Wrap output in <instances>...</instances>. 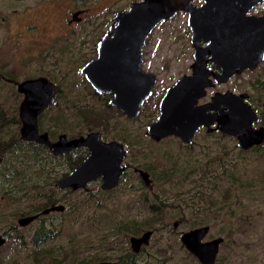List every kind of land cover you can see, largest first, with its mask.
Returning <instances> with one entry per match:
<instances>
[{"label": "rangeland", "instance_id": "1", "mask_svg": "<svg viewBox=\"0 0 264 264\" xmlns=\"http://www.w3.org/2000/svg\"><path fill=\"white\" fill-rule=\"evenodd\" d=\"M130 1L87 0L86 19L100 21L95 27L68 24L71 0H0V145L7 147L0 167V264H203L181 234L204 224L203 239L223 237L213 264H264V143L243 149L236 136L205 126L189 143L145 134L165 88L191 71L187 13L162 20L146 38L143 67L156 73V82L137 116L108 104L110 96L97 93L81 73L107 28L103 9ZM250 12L264 13V1ZM39 75L57 87L54 102L38 116L40 130L52 139L98 130L103 139L122 142L124 169L116 186L103 188L99 179L57 188L73 166V151L55 154L42 143H25L17 82ZM215 89L247 91L257 104L264 99V61L216 83L200 101ZM9 184L14 190L3 195ZM51 198L63 208L43 211ZM146 229L148 242L134 251L130 237Z\"/></svg>", "mask_w": 264, "mask_h": 264}, {"label": "water", "instance_id": "2", "mask_svg": "<svg viewBox=\"0 0 264 264\" xmlns=\"http://www.w3.org/2000/svg\"><path fill=\"white\" fill-rule=\"evenodd\" d=\"M261 1H132L126 9L116 11L114 23L98 42L96 55L88 59L80 71L96 92L110 96L111 105L130 117L137 116L156 82V74L142 65L145 40L162 20L184 11L193 46L191 71L183 73L165 88L159 101V113L146 125L145 132L155 140L177 135L189 142L200 124L216 122L221 131L236 135L241 147L262 142L264 126H253L258 115L246 100L247 92L216 91L209 101L199 103L209 87L246 68L253 69L264 60V14L250 12ZM209 61L218 70L211 68ZM17 89L23 94L19 103L20 135L23 139L42 143L55 154H65L82 146L87 148L82 160L55 182L58 188L85 186L98 177L102 178L103 188L118 183L126 153L122 142L103 139L98 130L73 137L60 133L56 139H51L47 131H40L38 116L55 100L54 82L44 75L27 77L17 83ZM139 171L148 182L147 171ZM62 208V204L52 203L43 211ZM33 217H22L19 222L25 224ZM208 229L209 225L204 224L181 234L182 242L203 264H213L223 240L222 236L203 239ZM150 234L151 229H146L137 236L132 235V249L138 251L142 244L148 242Z\"/></svg>", "mask_w": 264, "mask_h": 264}, {"label": "flooded vegetation", "instance_id": "3", "mask_svg": "<svg viewBox=\"0 0 264 264\" xmlns=\"http://www.w3.org/2000/svg\"><path fill=\"white\" fill-rule=\"evenodd\" d=\"M71 1H74V4H73V6L70 8V10H69V13H70V15H69V17L67 18V22H68V24H71V23H73V24H77V23H81V22H87V24H91V25H93V26H95V27H98V23L100 22H98V19H96V20H94V19H91L90 21L89 20H87L86 19V11H88V7H83L84 5H86V2H87V0H81V1H79V0H71ZM132 1H135V0H132ZM132 1H130V3L132 2ZM203 1V0H202ZM201 1V2H202ZM264 0H262L261 2H263ZM194 2H195V0H194ZM82 3H83V5H82ZM129 3V4H130ZM196 3H200V2H196ZM129 6V5H128ZM109 8H110V6H109ZM109 8H107V9H103V16H102V19H103V23H104V19H105V23L107 24V28L103 31V33L102 34H100L97 38H96V41H95V49H94V54L96 55V52H97V47H98V42H99V40L101 39V37L103 36V34L105 33V32H107L108 31V29H109V27H110V25L112 24V23H114V20H113V18H114V16H115V13H116V11L117 10H119V9H126L127 7H121V8H118V9H116V8H112L111 10H109ZM111 12V13H110ZM255 14V13H254ZM264 13H261V14H257V15H263ZM151 33V32H150ZM148 37V36H147ZM146 41V40H145ZM190 42H191V38H190ZM145 44V43H144ZM143 47H144V45H143ZM193 47V46H192ZM142 53H143V49H142ZM94 55V56H95ZM192 55H193V51H192ZM91 57H89L88 59H90ZM87 59V60H88ZM86 60V61H87ZM264 61V60H263ZM262 61V62H263ZM261 63V62H260ZM259 63V64H260ZM209 64H210V66H211V68H213V69H216V70H218V67L216 66V65H214V64H212L210 61H209ZM258 64V65H259ZM142 65H143V63H142ZM257 65V66H258ZM256 66V67H257ZM246 69H250V68H246ZM246 69H244V70H246ZM243 70V71H244ZM242 71V72H243ZM190 72V71H189ZM156 74V73H155ZM182 75V74H181ZM18 83V82H17ZM215 86H213V87H209V88H214ZM93 88V87H92ZM208 90V89H207ZM228 90V89H227ZM227 90H224V91H227ZM19 91V90H18ZM216 91H223V90H213V92H212V94H209L208 95V98H206L205 100H202V101H200V99L202 98H200L199 99V103H203V102H206V101H209L210 99H211V96L216 92ZM230 91H232V90H230ZM235 92V91H234ZM241 92H247V91H241ZM241 92H238V93H241ZM56 93H57V87H56ZM98 93V92H97ZM153 93V92H152ZM99 94H101V93H99ZM207 94H208V92H207ZM206 94V95H207ZM247 97H246V100L248 101L249 100V98H250V93L249 92H247ZM152 95V94H151ZM150 95V96H151ZM206 95H204V96H206ZM149 96V97H150ZM203 96V97H204ZM148 97V98H149ZM55 98H56V95H55ZM147 98V99H148ZM147 99H145V101L147 100ZM144 101V102H145ZM143 102V103H144ZM249 102V101H248ZM256 102H257V104H255V105H252L250 102H249V104L252 106V107H254L255 108V111H256V113H257V115H258V118L253 122V126L254 127H257V126H259V125H262V126H264V99H263V96L262 95H260L257 99H256ZM261 102V106H262V109H260L259 108V103ZM108 104H110L109 103V99H108ZM202 126H205L207 129H208V131H212L213 129H219L217 126H216V122H214V123H211V124H209V125H207V124H200V126L198 127V129H197V131L199 130V128L200 127H202ZM40 129V128H39ZM220 130V129H219ZM41 131V130H40ZM196 131V132H197ZM221 131V130H220ZM196 132H195V134H196ZM223 132V131H222ZM225 133V132H224ZM145 134L147 135V136H149L151 139H153L149 134H147L146 132H145ZM194 134V135H195ZM228 134V133H227ZM193 135V136H194ZM230 135H233V134H230ZM167 136H169V135H167ZM167 136H164V137H162V138H165V137H167ZM173 136H176V137H178L182 142H186V141H183L182 139H181V137H179V136H177V135H173ZM192 136V137H193ZM234 136H236V135H234ZM103 138V137H102ZM162 138H160V139H162ZM236 138H237V136H236ZM52 139V138H51ZM159 139V140H160ZM155 140V139H154ZM158 140V139H157ZM193 140V138L191 139V141ZM27 141H31V140H27ZM191 141H189V142H191ZM189 142H187V143H189ZM264 143V141H262V142H259V143H253L252 145H250V146H248V147H241L240 145H238V138H237V145L239 146V147H241V148H243V149H247V148H250V147H252V146H259V145H261V144H263ZM82 147H84V146H82ZM77 148H79V147H77ZM84 148H86V147H84ZM74 150V149H73ZM73 150H71V151H73ZM50 151V150H49ZM86 151H87V148H86ZM70 152V151H69ZM87 153V152H86ZM85 153V154H86ZM82 160V159H81ZM80 160V161H81ZM124 160V159H123ZM79 161V162H80ZM78 162V163H79ZM77 163V164H78ZM74 167V166H73ZM72 167V168H73ZM71 168V169H72ZM101 180L102 181V178L101 177H98L97 179H95V180ZM102 183V182H101ZM116 186V185H115ZM114 187V186H113ZM58 188V187H57ZM61 189V188H60ZM64 189H67L68 190V188L66 187V188H64ZM70 190V189H69Z\"/></svg>", "mask_w": 264, "mask_h": 264}, {"label": "trees", "instance_id": "4", "mask_svg": "<svg viewBox=\"0 0 264 264\" xmlns=\"http://www.w3.org/2000/svg\"><path fill=\"white\" fill-rule=\"evenodd\" d=\"M25 143H34V145L36 146H38V145H41V143H38V142H36V141H26ZM34 145L32 144V145H30V147H29V149H28V151H33V149H34ZM41 146H45L46 147V145H41ZM7 149V147L5 146V144H2V145H0V158H1V161H0V167L1 166H4V162H3V155H4V153H5V150ZM30 149H32V150H30ZM84 150V152L82 153L81 151H79V150ZM75 150V151H74ZM73 150V157H72V165L74 166V165H76L84 156H85V153L87 152L86 151V148H84V147H79V148H75ZM76 150H78V151H76ZM31 155H34V154H32L31 153ZM34 157H35V155H34ZM72 166V167H73ZM5 167V166H4ZM6 174V173H5ZM4 174V175H5ZM6 177H9L7 174L5 175ZM13 186H15V184H9V185H7V186H5V187H3L2 188V194L4 195V194H7L8 192H9V190L11 191V190H14L13 189ZM55 200V199H54ZM52 198L50 199V203H52L53 201H54ZM42 208V207H41ZM40 208V209H41ZM39 209V208H38Z\"/></svg>", "mask_w": 264, "mask_h": 264}]
</instances>
